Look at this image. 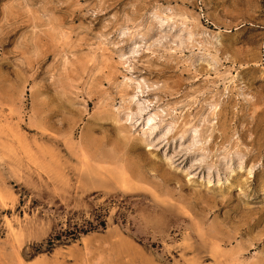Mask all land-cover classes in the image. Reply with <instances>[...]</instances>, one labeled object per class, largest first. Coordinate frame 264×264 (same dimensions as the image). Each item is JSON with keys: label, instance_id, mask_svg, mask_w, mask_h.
Masks as SVG:
<instances>
[{"label": "rangeland", "instance_id": "1", "mask_svg": "<svg viewBox=\"0 0 264 264\" xmlns=\"http://www.w3.org/2000/svg\"><path fill=\"white\" fill-rule=\"evenodd\" d=\"M0 264H264V0H0Z\"/></svg>", "mask_w": 264, "mask_h": 264}, {"label": "trees", "instance_id": "2", "mask_svg": "<svg viewBox=\"0 0 264 264\" xmlns=\"http://www.w3.org/2000/svg\"><path fill=\"white\" fill-rule=\"evenodd\" d=\"M107 222L101 213L95 214L93 219H85L82 222H69L68 227L58 233L55 238L49 241L53 247L56 245L54 240L71 242L81 238L83 235L99 231L101 228H106Z\"/></svg>", "mask_w": 264, "mask_h": 264}, {"label": "bare ground", "instance_id": "3", "mask_svg": "<svg viewBox=\"0 0 264 264\" xmlns=\"http://www.w3.org/2000/svg\"><path fill=\"white\" fill-rule=\"evenodd\" d=\"M124 184V183H123ZM123 188V187H122ZM9 223V222H8ZM10 230H12V229H10ZM11 237V236H10ZM213 257V256H212Z\"/></svg>", "mask_w": 264, "mask_h": 264}]
</instances>
